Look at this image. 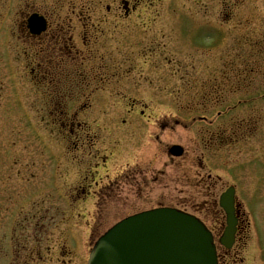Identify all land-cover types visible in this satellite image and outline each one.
I'll return each mask as SVG.
<instances>
[{"label":"rangeland","instance_id":"1","mask_svg":"<svg viewBox=\"0 0 264 264\" xmlns=\"http://www.w3.org/2000/svg\"><path fill=\"white\" fill-rule=\"evenodd\" d=\"M19 1L13 0L14 13L22 7ZM140 1L143 6L150 2ZM153 1L156 4L153 10L141 7L137 14L132 15L116 32L112 31L111 26L108 30L107 25H101L100 28L106 33L109 43L105 46L104 40L101 42L97 57L90 60L89 65L92 67L82 73L94 81L97 77L106 75L110 83H88L89 92L94 90L93 97L89 96L90 102L87 103L88 99L72 96L70 105V111H76L79 105H83L85 112L105 113L95 117L100 118L98 125L101 130L91 125L92 130L88 133L94 137L110 135L112 140L93 138L86 142V148H82L76 157L86 161L87 149L91 147L94 151H108L109 158L105 159L107 167L101 171V177L104 179V182L100 180L101 185L115 179L125 169H129L128 166L142 163L151 168L153 163L149 161L151 158L153 160L156 149L159 154L156 155L155 165L167 172L166 177H158L156 185L148 181L139 183L140 178L134 180L135 173L132 168L128 176L123 175L122 181L114 186L115 197L112 200H102L107 202L105 205L108 206L104 212L108 216L104 218L107 221L104 230L126 214L159 207L158 205L171 206L172 200L175 199L172 196L180 195L179 200L185 197L191 188L190 185L172 184V179L168 181V177L176 168L184 169L190 162L183 163L184 159L170 162L167 150L161 154L167 145L183 146L188 152L186 158L191 162L194 160V164L189 168H196L202 159L195 158L202 157V141L209 140L210 135L216 133L221 126L228 129L238 126L236 158L229 156L228 159L219 161L217 150L212 148L207 151L204 165L207 175L214 178L219 176L222 179L215 183L217 189L213 201L218 202L221 193L236 183L241 195L249 194L246 198L253 209L252 233L246 216L245 223L249 228L243 236L240 235L239 247H236L233 253L225 254V263L264 264V209H261L262 203L264 204V168L261 166L264 164V0ZM42 2V9L50 11L57 0ZM90 2L95 4V26L106 19L110 21L112 15H108L106 11L107 5H111L112 9L122 7L121 0H109L101 4L100 0ZM8 3L10 0H7L6 4ZM101 6L102 11L99 10ZM2 18L0 14V21ZM17 18L16 13L14 19ZM120 18L122 20V17ZM152 47L154 49L149 50ZM9 55L8 48L0 46V66L4 67L3 72L9 73L11 77L14 72L8 64L11 62ZM104 63L110 65L109 73L100 71ZM5 72L0 79L7 81L8 79L3 77ZM1 73L2 70L0 75ZM19 78V75L15 77L17 83L15 80L12 83H0L1 231L5 228L7 219L9 220V214L14 212L17 215L19 209H31L33 201L46 205L47 202L54 204V200L48 199L47 196L39 194L38 197L29 198L28 192L25 193L29 189L34 191L42 185H47L48 178L45 176L49 177V180L51 178L48 171L53 169L55 163H49L51 159L48 152L43 157L40 156L39 150L43 149V143L59 153V157L63 156L64 160L70 159L69 154L75 157V154L70 152L73 150L74 137L66 131L62 133V138L54 134L57 129L54 123L60 122V119L53 115L54 108L58 103L63 109L61 102L47 101L46 116L39 110L40 105L33 103L38 106L37 109L30 111V116L26 114L30 120H23L26 116L22 111L28 101V96L23 92L30 88ZM135 104L140 107L133 109ZM129 111H134L135 115H128ZM141 111L152 115L151 120L147 117L141 119L137 114ZM218 113L227 114L221 118L224 125H220ZM102 117L108 120L104 121ZM202 118L206 119V123H202ZM88 121L92 122V118ZM217 122L219 123L216 124ZM156 123L157 126L161 123L172 125L164 132L162 143L159 145L152 138L156 133ZM41 138L44 141H41ZM121 149L124 150L122 154ZM113 151L114 155H110ZM42 162L46 163L44 166L47 168L39 167ZM233 166H237V178L231 176ZM62 170L64 171L65 167L62 166ZM33 173L35 176L31 178ZM51 176L53 177V173ZM182 186L183 190H180ZM172 189L173 195L170 194ZM37 191L39 192V189ZM195 198L193 204L202 203L201 194ZM61 202V206L66 208L65 200L61 199ZM187 205L189 206L188 203ZM181 209L202 220L215 233L217 239L222 236L225 215L218 210L202 213L199 207ZM81 217L82 215L72 216L73 224H77L75 233L81 229L85 231L86 226L90 229L93 226L90 225L94 224L93 216H84L89 220V225H83ZM97 226L95 239L103 234V230ZM74 232L71 230V233ZM67 235V232L63 235L66 245L63 244L61 249L62 256H75L71 246H68ZM245 235L249 236L248 244ZM252 239L255 249L257 248L256 253L250 248ZM90 242V238L87 239L86 246ZM260 251L263 257L262 260H257L256 256L261 257ZM85 253L87 255V252ZM83 260H86L85 256L80 259L81 264ZM74 262L79 264L78 260Z\"/></svg>","mask_w":264,"mask_h":264},{"label":"flooded vegetation","instance_id":"2","mask_svg":"<svg viewBox=\"0 0 264 264\" xmlns=\"http://www.w3.org/2000/svg\"><path fill=\"white\" fill-rule=\"evenodd\" d=\"M3 1L0 0V3ZM81 1L87 3L82 4L77 0H57L56 5L50 11H45L42 9V0H20L19 3L23 7V12L19 13L18 19L15 21L13 17L12 20L9 15L5 17L2 23L5 27V34L12 42L17 39L24 48L22 66L23 70L28 73V83H97L88 75L83 74L82 71L92 67L89 65L90 60L97 57L101 42L104 40L103 45L105 44V46L109 43L106 33L100 28L101 25H107L108 30L109 26L116 30L130 20L132 15H136L142 6L139 0H121L122 7L115 9H112L111 5H107L106 11L108 15H112L110 21L106 19L97 22L98 24L95 26V4L90 2L91 0ZM104 1L109 2V0H100V4ZM9 4L13 6V0H10ZM0 7L8 8L6 3ZM101 8L102 6L99 10ZM150 9L153 10L152 7ZM31 13H38L46 19V32L40 36H32L28 30L27 16ZM140 13L142 14V9ZM102 60L105 62V57ZM105 65L101 66L100 69L104 70ZM73 73L76 79L70 80L69 78L72 77ZM79 114V112H75L70 117L73 120L71 126L74 129L71 132L76 133L74 137L76 152L80 151L79 146L85 147V141L90 138L88 135H85L84 138L82 134L78 133L84 134L87 127V123L79 121ZM220 125H224L223 122ZM238 133V126L230 129L221 126L215 135V141L220 151H225L233 159L236 158L238 152ZM156 137L159 140V136ZM91 151L87 155V158L90 159L89 164L92 162L97 167L100 166L101 161L105 162L101 152L94 153L92 148ZM203 158L204 155L202 154ZM186 161H189L190 164H187L184 169L177 168L172 173L173 176L169 177L172 179V184L181 182L191 185V174L188 168L191 167L192 162L186 158L183 163ZM154 162L155 157H153L151 168L146 166V168L135 169L134 180L140 178L139 183L143 181L158 182V169ZM89 164L88 166L84 163L81 164L80 160L74 162V168L77 170L75 172L73 170L76 185L72 188V196L73 199L79 201L76 202L77 206L69 209V215L85 211L84 207H79V205H86L87 201L93 198H96L100 204H102V198L112 200L116 195L114 186L122 181L123 175L128 176L129 173V171L122 172V175L115 178L114 183H108L96 192L93 191L94 186L92 185L96 183L95 173L91 171ZM130 178L132 177L130 176ZM193 178L198 182V189L202 194V212L211 213L210 211L219 210L215 200L213 201L214 198H212L217 186L214 185L210 176L206 177L199 170V172H194ZM208 182L213 183V185L210 186ZM191 189L192 187L189 190ZM176 203L179 204L178 201ZM105 204L107 202L103 203L102 208L104 210L108 208ZM66 214V211L63 212L57 203L49 207H34L18 214L20 222L9 225V228L2 235L4 244L9 248V252L7 251V254L2 257L6 261L5 264H77L74 260H78L81 264V256H62L61 249L65 243L62 238ZM246 229L243 215L239 212L238 233L241 234ZM220 264H223L222 258Z\"/></svg>","mask_w":264,"mask_h":264},{"label":"water","instance_id":"3","mask_svg":"<svg viewBox=\"0 0 264 264\" xmlns=\"http://www.w3.org/2000/svg\"><path fill=\"white\" fill-rule=\"evenodd\" d=\"M232 198L223 203L230 217L222 240L228 248L236 232ZM91 264H217V259L213 238L202 224L175 211L157 210L110 232L97 245Z\"/></svg>","mask_w":264,"mask_h":264}]
</instances>
